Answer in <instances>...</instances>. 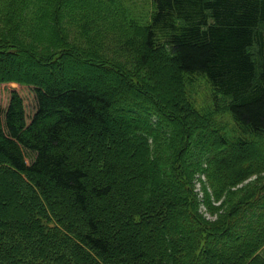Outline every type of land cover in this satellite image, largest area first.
Returning <instances> with one entry per match:
<instances>
[{
  "label": "trees",
  "instance_id": "1",
  "mask_svg": "<svg viewBox=\"0 0 264 264\" xmlns=\"http://www.w3.org/2000/svg\"><path fill=\"white\" fill-rule=\"evenodd\" d=\"M263 249L264 0H0V264Z\"/></svg>",
  "mask_w": 264,
  "mask_h": 264
},
{
  "label": "rangeland",
  "instance_id": "2",
  "mask_svg": "<svg viewBox=\"0 0 264 264\" xmlns=\"http://www.w3.org/2000/svg\"><path fill=\"white\" fill-rule=\"evenodd\" d=\"M3 87L18 86L11 84ZM185 88L188 92L187 104L191 111H196L202 116L210 115L216 119V122L226 124L229 128L234 126L233 118L226 110L228 100L224 96L215 93L205 79L188 78L186 79ZM10 180L12 181L13 178ZM262 255L264 256V249Z\"/></svg>",
  "mask_w": 264,
  "mask_h": 264
}]
</instances>
